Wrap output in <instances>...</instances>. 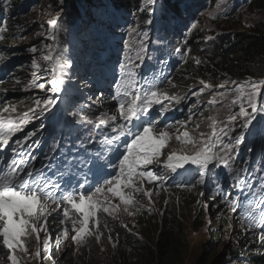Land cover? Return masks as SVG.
<instances>
[{"label": "snow or ice", "instance_id": "snow-or-ice-1", "mask_svg": "<svg viewBox=\"0 0 264 264\" xmlns=\"http://www.w3.org/2000/svg\"><path fill=\"white\" fill-rule=\"evenodd\" d=\"M181 4H184V0H177L173 14L169 15L167 0H164L163 4L160 0H140L139 10H147L153 16L159 12L163 28L166 23L180 17ZM4 31L5 29L0 27V39H5L2 35ZM61 31V15L57 12L47 21L45 38L52 43L39 49L30 48L33 54L30 88H38L42 92H50L51 95L34 98V106L17 117L10 114L16 111L14 107H4L0 110V255L7 256L4 264H20L17 253H23L25 256L29 254L26 244L33 236L36 240L33 258L47 260L51 252L54 229H58L55 232L57 247L59 238H67L69 231L74 233L71 235L74 244L82 245L93 235L96 241L100 242L101 235L93 231L98 230L101 224L98 214L104 213L116 219V213L120 209V205L112 203L109 194L119 198L127 215L134 216L145 207L138 199L141 193L143 197L148 198L151 205L152 197L163 188L165 176L158 171L159 168L184 177L182 183L185 186L192 180H195L192 187L210 184L215 178L214 169L228 170L234 183L239 185L241 193L247 190L251 195L258 184H264V176L249 178L242 175L244 170L237 167L234 160V156L238 155L236 149L248 135H259L264 139V80L248 79L237 82L224 79L216 85L217 91L208 99V105L222 104L228 100L230 94H234L227 104L226 117L219 121L209 117L212 130L206 138L204 133L200 134L201 139L190 138L187 131L177 135L176 139L183 147L179 152L172 150L166 159L161 161L162 150L167 146L170 139L169 129L173 125L164 123L160 118L166 114L173 101L181 98L169 95L162 90V84L149 81L147 75L139 71L147 59L143 39L140 40L138 50L133 52L130 49L126 59L118 62V71L113 69L110 84L114 91L111 93V99L115 102L112 107L118 116L104 114L107 121H111L112 135L109 136L106 130L101 132L103 139L98 142L102 148L96 149L97 141L89 139L88 143L93 145L92 150L81 141L75 152L68 149L63 156L57 158L55 153L59 151L60 143L54 140L49 148V153L52 154L46 153L37 167L33 145L38 147L39 144L32 138L37 135V131H43L44 126L38 130L27 131L15 141H12V138L22 132L33 119L60 123L63 118V125L69 129L70 136L74 118L78 115L67 103L65 108L61 109L57 99L62 92L65 97H70L76 90L75 85L69 86L62 79L66 75L65 70L72 65L64 61L56 49ZM136 32V28H132L128 34L131 36ZM144 36H147V33H144ZM125 47H128L127 42ZM174 51L180 54L182 49L176 47ZM37 52L40 53L38 58L35 56ZM183 55L187 56L188 50L183 51ZM193 59L197 65L201 64L200 59ZM40 61L45 64L42 66ZM49 72L51 84L46 88L44 82L38 83L37 80L46 79ZM167 83L172 84V81L167 80ZM199 83L203 87L192 93L194 96L212 89V85L204 80ZM164 101L168 103L164 104ZM155 105L163 106L155 109ZM237 108L238 110H235ZM67 116L73 119H67ZM191 120L190 116L188 121L176 123L186 127ZM107 121L102 120L101 124L104 125ZM195 127L199 128V124ZM237 128L240 129L239 132ZM6 148H10V156L4 155L3 150ZM249 151L253 149L250 148ZM151 165H156L157 169L150 168ZM233 173L235 175H232ZM145 181L154 185V188L145 190ZM214 191L212 199L222 191V187L217 184ZM199 194L203 197L205 192L201 191ZM228 196L229 208L235 214L240 202L231 199V193ZM261 200H264V197H261ZM200 203L198 200L197 204ZM52 204L55 207H50ZM130 207H134L135 211H131ZM255 209L247 221V228L253 235H257L259 243L264 245V203L256 204ZM146 210L152 211L151 207ZM204 210L207 212V204H204ZM230 219H235V215ZM69 221L71 230L67 226ZM243 223L241 221L242 226ZM104 226L107 227L106 222Z\"/></svg>", "mask_w": 264, "mask_h": 264}, {"label": "trees", "instance_id": "trees-1", "mask_svg": "<svg viewBox=\"0 0 264 264\" xmlns=\"http://www.w3.org/2000/svg\"><path fill=\"white\" fill-rule=\"evenodd\" d=\"M205 1L213 0H184V4L180 5L179 19L166 23L162 28L160 13L157 12L153 16L147 10L140 11V0H64L66 5H63L64 7L58 5L55 9L56 13L61 14V33L64 40V49H59V54L64 61H69V54L78 56L77 48L82 49L81 44L78 46L76 44H79L81 39L85 40L83 44H86L90 52L86 53V56L83 55V61L90 70H87L88 72L82 70L78 73L75 70L78 68L76 67L78 64L73 65L74 73H76L73 79H78V83L86 78V80L107 84L109 79L104 81L107 77L102 78L103 75L97 71L98 67L101 65L118 70V62L125 60L124 55L127 57L130 49L133 52L138 50L141 39L144 40V48H147L146 41L150 35L145 31L144 26L148 15H151L154 21L152 35L161 34L162 42L169 48L182 46V44H185L183 47L187 46L188 48V55L185 56L183 47H181L182 52L176 55L173 62V70L156 69L153 72L154 75H150L151 79L155 80L151 82L162 84V90L169 95L181 98L169 105L167 113H170L173 120L188 121L190 116L186 114L192 115V120L187 123L186 127L181 125L182 133L184 130L190 132L197 124H199L197 129H206L208 127L205 124L211 121L209 117L217 119L222 115L220 106L226 101L210 106L207 101L217 89L205 90L199 96L193 94L188 96L191 87H194L198 92V88L203 87L199 83L200 80H204L211 84L212 88H216V85L224 79L264 78V0H224L223 15L217 19H213V17L212 22L211 18H204L201 14V6H204ZM37 2L32 5V0L25 2L24 0H0V19L3 21L0 27L5 29L2 33L5 37L3 40L9 42V45H4V41L0 39V49H3L0 52V101L15 97V100H10V107L16 109L15 112H11L13 117L22 115L34 106V99L30 102L33 95L17 98L14 92L23 88L22 82L27 66L26 59L22 57L27 50L24 47V41L20 42V38H24L20 34L25 27L29 26L32 18L38 13L43 14L44 7L40 5L41 2L39 4ZM160 3L163 4L164 0H160ZM167 3L169 15H172L177 0H167ZM236 5L238 10L231 13ZM244 5L246 10H242ZM198 6L201 8L200 10L197 9ZM245 12L246 20H239L241 14ZM254 17L255 19H253ZM199 18L200 22L204 24L198 29L196 21ZM78 19L81 20L76 21ZM74 21L76 22L72 23ZM92 25L94 26L92 27ZM132 28H136L137 32L129 36V30ZM189 31L192 39L186 42L189 44H186L183 42V38ZM85 32H87V36L82 38ZM144 33H147V36H144ZM206 37H212V39H206ZM125 42L128 47L126 50L122 49L125 51L123 57L120 60H114L113 67L108 66L107 62L111 55L107 49L112 51L114 47L120 48L125 46ZM151 52L152 50L149 55ZM149 55H147L146 61L149 60ZM194 57L201 60L200 65L195 63ZM73 59L76 58L73 57ZM167 80L173 81V84H168ZM31 83L32 81H30V85ZM95 91H98L100 95L102 92L101 97L108 95L105 89L97 90L95 88ZM91 94L88 95L92 96ZM233 95L230 94L228 100H231ZM194 100H197V103H194ZM163 103L167 104L168 102L164 101ZM97 105L96 110H100L103 106L99 98ZM162 106L155 105L154 108L159 109ZM111 110L108 108L107 112L112 113ZM34 122L35 120L30 121L26 127L28 128ZM46 122L49 121L46 120ZM257 125L259 124L257 123ZM196 198L200 201L205 200L204 202L213 214L220 210L217 203H212L204 196L202 198L195 194L174 191V195L167 196V201L166 198L159 199V214L157 216L143 218L137 225L141 213L136 215L135 225L143 240L139 239L138 243L128 239L122 240L119 245L100 255L95 252V249H83L79 262H83L82 264H188V262L190 264H264V249L257 248L259 246L258 236L253 233L236 239L231 237L230 240L226 239L223 242L220 241L219 233H217L212 239L213 241L208 240L210 243L202 242L200 244L199 256L191 261L194 247L192 242L195 241L193 235L198 234L199 231L203 232L204 226H207V219L202 221L201 216L200 221L195 222V219L199 217L196 208L198 199ZM213 214L211 216L215 218V221L219 217L217 224L220 223L222 217H225ZM137 228L134 227V230ZM207 244L208 246H206ZM92 250L93 259H88L87 253H91ZM103 255L108 257L107 261L102 258ZM70 263L74 264V260L68 262V264Z\"/></svg>", "mask_w": 264, "mask_h": 264}, {"label": "rangeland", "instance_id": "rangeland-1", "mask_svg": "<svg viewBox=\"0 0 264 264\" xmlns=\"http://www.w3.org/2000/svg\"><path fill=\"white\" fill-rule=\"evenodd\" d=\"M27 1V0H24V2ZM38 1V2H37ZM233 1V0H231ZM230 1V2H231ZM37 2V4H39L41 2L40 5H42L44 7L43 9V14H40L38 13L34 18H32V21L31 23L29 24L28 27H25L23 30H22V37L24 38H20V42L21 41H24V47H26V50L27 52H25L23 54V58L26 59L27 61V66H26V73L23 77V88L21 90H17L14 92V94L17 96V98H21V97H24V96H28L29 94L33 95V98L31 99L30 102H32V100L36 97H45L46 95H51L50 92L48 93H45V92H42L41 90H39L38 88H30V81H32L31 79V74H32V71H33V68H32V57H33V54L30 52V48L32 47H36V48H43L45 44H51L52 42L47 40L45 37H46V33H47V21L52 18V14H55V9L58 7V5H65L64 3V0H32V5ZM229 2V3H230ZM246 4V3H245ZM225 5V2L224 0H213V1H210V2H207L205 1V4L204 6H201L202 7V11H201V14L203 15L204 18H211V22H212V18L213 19H217L219 17H221L223 15V7ZM31 6V5H30ZM29 6V8H30ZM190 7H193V6H190ZM197 9H201L200 6L197 7ZM29 10V9H28ZM238 10V6L236 5L231 13H234L235 11ZM242 10H246L245 8V5L242 7ZM247 12V11H246ZM246 12L241 14V16L239 17V20H242V21H245L246 20ZM91 14V12H89ZM249 13V12H248ZM61 15V14H60ZM258 17V16H256ZM255 19V17L253 18ZM94 20V19H93ZM152 20V16L151 15H148V20ZM2 20L0 21V26L2 25ZM149 24V28L148 29H151L153 30V27H152V23H148ZM196 24L198 25V29L201 27L202 24H204L203 22H200V19H197L196 21ZM86 30V29H85ZM194 30V29H193ZM87 36V32H85L83 35H82V38L86 37ZM189 39V37H188ZM187 39V40H188ZM186 40V41H187ZM185 41V42H186ZM83 43V41H81V44ZM63 44H64V40H63V36H62V33H60V42L58 45H56V49L58 50L59 52V49H64L63 48ZM77 46L80 45V44H76ZM81 49V48H80ZM29 50V51H28ZM82 51H84V53H80L78 51V56H73L71 54H69L70 56V60L67 61V63L71 64L72 66L77 64V63H80L78 64V68H76L77 72H81L82 70V67L83 66H87L88 65H85L84 61H83V56L82 54H85L86 56V53H89V49L86 50L85 52V49H84V46H82ZM81 54V56H79ZM40 55L39 52H37L35 54V56L38 58ZM76 58V59H73ZM41 65L43 66L45 64L44 61H40ZM49 68H51V66L49 65ZM86 67H84L83 69H87ZM106 71L108 72L109 74V69L108 67L105 68ZM69 73V72H68ZM75 74V73H74ZM72 77L71 73L69 74V78ZM104 77H107V75H103L102 78ZM69 78L67 77H62V79L65 81V83L67 85L68 84V80ZM243 79L245 80H248V79H251V80H254V81H258L257 79L255 78H248V77H243ZM259 80H264V78H260ZM38 83L40 82H44L45 85H46V88H49L50 87V84H51V73L49 72V74L47 75L46 79H39L37 80ZM76 82V81H75ZM70 86V85H69ZM202 87L198 88V89H201ZM216 88H212L210 90H214ZM61 101L63 102V106H66V103L69 105V106H72L73 105V102L68 99L69 97H65L64 94L60 95L59 96ZM58 97V98H59ZM233 97V96H232ZM57 98V99H58ZM71 98V97H70ZM96 98V97H95ZM94 98V99H95ZM28 100V98H26ZM59 100V99H58ZM8 100H4L3 101V104L6 103ZM193 103V102H192ZM194 103H197V100H194ZM230 103V100H227L226 103L222 104L220 106V111L222 112V115L217 118L216 120H223L227 113H228V107H227V104ZM59 105H60V108L62 109V106H61V103L59 102ZM4 106V105H3ZM4 107H9V104L8 105H5ZM235 110H238L235 109ZM9 114V113H7ZM36 120V122L32 123V125L30 127L32 128H41L42 125L44 126V130L43 131H39V133L37 134V136H41V142L43 141L44 139V135L45 133H47L49 130H50V126L49 125H46L45 121L44 120H37V119H34ZM257 120H259V117L257 118ZM38 121V122H37ZM258 123V122H257ZM208 128L206 129H197V135L194 137L195 139H201V136L200 134L201 133H204L205 134V138L208 134H210L211 130H212V121L210 122H207L205 124ZM257 127H259V125H257ZM60 130L58 129H55L53 128L51 133H50V137L48 138V140H46V145L45 146H48L50 141L51 140H57V133L59 132ZM240 129L237 128V132H239ZM182 133V131H177V135H180ZM257 137V138H255ZM248 136V142L245 144V148L242 152L240 146L236 149V153H238V155H235L234 156V159H238L239 161V164L237 165V167L241 168L244 170V172L242 173V175H246L248 176L249 178H256L258 176H264V148L262 149V145L264 144V139L261 138V136L257 135V136ZM17 138H20L19 137V134H16V136L14 137V140L17 139ZM258 139V140H257ZM178 140L176 139V142ZM40 142V143H41ZM180 142V141H178ZM170 145V143H169ZM175 146H170V148L168 149V147L166 146L164 148V151H163V154L161 156V160L163 159H166L167 157V154L169 152H171L172 150H177L179 152V150L183 147V146H180L178 144H174ZM254 149L253 151H249V149ZM248 156V157H247ZM248 158L245 160V158ZM252 158V160H251ZM239 159H242V160H239ZM248 160H251L250 163H248L249 161ZM243 162V163H241ZM154 169H157V166H155ZM158 171H160L161 173H163V168H159ZM227 173L228 170H223ZM262 173V174H261ZM263 184H258L257 187H261ZM127 191V190H125ZM159 195V194H158ZM259 196H264V190L261 191L260 193H258ZM109 196H111L109 194ZM157 195H154L153 197H156ZM115 198V197H114ZM164 198V197H162ZM117 201H119L120 205L122 206V210L119 211L116 216L117 218L116 219H112L113 222L112 223H109L108 225L109 226H112L113 228H116L115 225H117V219H118V215L119 213H122V216L124 217V223H127V222H131V223H136L135 221V217L136 215H139L141 213V216H140V219L138 220V223L140 220H142L143 218H148L149 215H148V212H147V207L146 205L144 204L142 198L139 196V201H140V204H143L145 207L144 209H142L139 213L135 214L134 216H129L127 215V213H125L123 211V205L121 204L119 198H115ZM167 199V198H166ZM193 199V198H192ZM198 199V198H196ZM199 200V199H198ZM197 200V201H198ZM205 201V200H204ZM204 201H201L200 204H197L196 205V208H197V215L199 217H197L195 219V222H199L200 221V216H201V220L203 221V219H207V226H204V230L203 232L199 231L198 234H195L193 235V238L195 237V241L192 242V244L194 245L192 251H193V255H192V258L190 259L191 261L193 259H195L196 257L199 256L200 254V244L202 242H205V243H210L208 242V240H212L214 237H215V234L219 233V239L221 242H223L224 240L226 239H229L232 237L233 239H236L237 237H241L243 236V233L242 231L240 230V228L237 226V221L236 219H230V217H232L233 215L231 213H227V215L225 214V217H222V220H220V225L217 224V221L219 219V217L216 219L215 221V218H213V216H211V213L212 211L210 212V210L208 209L207 212L204 210V204H206ZM138 206V205H137ZM130 210L131 211H135V208L134 207H130ZM213 214V213H212ZM101 215V213H99V216ZM208 215V216H207ZM215 215V214H213ZM98 216V217H99ZM215 216H218V215H215ZM207 217V218H206ZM104 218V217H103ZM224 218V219H223ZM214 220V221H213ZM105 222L107 223L108 220ZM69 224V229L71 228V224L70 222H68ZM112 224V225H111ZM105 223H101L100 224V227L98 230L96 229H93L94 232L98 233L101 235V239H100V242H97L95 238H87L86 239V242L88 244V247L90 249H94L95 248V252H96V249H98L100 252L102 253H105L107 251H110L111 249H113V245L112 244H115L116 242L117 243H120L122 241L121 239V236L117 235V230H113L111 231V235H108L106 233V231L108 232L107 230V227L104 226ZM114 225V226H113ZM219 225V226H217ZM229 225H231V227H229ZM58 231L57 229H54V235H55V232ZM42 235V233H41ZM57 241V238L56 236L54 237ZM111 238V239H109ZM213 241V240H212ZM62 242V238H59L58 240V245ZM56 244V247H57V242H55ZM54 244V245H55ZM66 246V244L64 245V247ZM76 246L78 245H74L73 246V253L71 254L70 258L74 260V264H82L83 262H79L80 260V255H81V252H78L76 253ZM208 246V244L206 245ZM64 247H62V250H60V254L62 256L59 257V261L62 263V264H68L69 261H73V260H67L68 259V256H69V249L66 250ZM56 248L54 247V249L52 250L51 255H54V253L56 254ZM93 250L91 251V253H87L88 255H90L91 259H93V254H92ZM28 255L25 256V261L27 264H39V260H37L36 258H33V253L30 251H28ZM80 253V255H79ZM18 257L20 258V255L18 254ZM103 259H105V261H107V256L106 255H103L102 256ZM7 260V259H6ZM5 260V261H6ZM81 261V260H80ZM54 263H56V257L54 258ZM21 264V262H20ZM22 264H23V261H22ZM71 264V263H70ZM188 264H190V262H188Z\"/></svg>", "mask_w": 264, "mask_h": 264}, {"label": "bare ground", "instance_id": "bare-ground-1", "mask_svg": "<svg viewBox=\"0 0 264 264\" xmlns=\"http://www.w3.org/2000/svg\"><path fill=\"white\" fill-rule=\"evenodd\" d=\"M176 2V1H175ZM66 5V4H65ZM64 7V6H63ZM57 9V8H56ZM190 10V9H189ZM188 10V11H189ZM184 11V10H183ZM121 12V11H120ZM185 12V11H184ZM183 12V13H184ZM198 12V11H197ZM183 13H182V15H183ZM83 15H84V11H83V13H82ZM187 14V13H186ZM123 15V14H122ZM194 16V15H193ZM118 17V16H117ZM120 17V16H119ZM195 18V17H194ZM201 18V17H200ZM199 18V19H200ZM179 19V18H178ZM186 19V18H185ZM192 19V18H191ZM79 20H81V19H78V20H76V21H79ZM76 21H74V22H72V23H75ZM190 21V20H189ZM118 22V21H117ZM188 22V21H187ZM71 23V24H72ZM123 25V24H122ZM94 25H92V27H93ZM102 26V25H101ZM118 27H119V25H118ZM187 30V29H186ZM185 37L183 38V42H185L187 39H188V37H189V39L187 40V41H189V40H191L192 39V36H190V34H186V35H184ZM119 37V36H118ZM120 38V37H119ZM180 39V38H179ZM3 40V39H2ZM4 41V40H3ZM105 41V40H104ZM186 41V42H187ZM185 42V43H186ZM121 43V42H120ZM4 45H9V42H5L4 41V43H3ZM85 44V43H84ZM186 44H189V43H186ZM103 45V47H105V45L104 44H102ZM183 45H185V44H182V46H173V47H171V48H167L166 50H162V51H160V52H157V53H155L154 52V50H152V52H151V54L148 56V59L149 60H147V61H145V63H144V66H143V68L142 69H139V71L141 72V74H146L147 75V78H150V75H154L153 74V72H155L156 71V69H159V68H165V69H167V70H173L174 68L172 67L174 64H173V62H174V60L176 59V55H177V53L174 51V49L176 48V47H183ZM120 46V45H119ZM122 49H124V50H126V47L125 46H122V47H120V48H116V47H114V50H112L111 51V49H107V51L109 52V54L111 55V58H110V60L107 62V65L108 66H111V67H113V65H114V60H116V59H121L122 57H123V54H124V52L125 51H123ZM77 50L80 52V53H84V51H82L81 49H78L77 48ZM3 51V49H0V52H2ZM84 54H82V56H83ZM68 60V59H67ZM88 70H90V68H88ZM179 72V71H178ZM180 73H182V72H180ZM173 78H175V77H173ZM177 78V77H176ZM175 78V79H176ZM171 80H172V78H171ZM170 80V81H171ZM106 82V81H105ZM173 82V81H172ZM108 84V83H107ZM173 84V83H172ZM192 89H190V91H189V93H188V96H189V94H192V91H193V93L194 92H196V90L194 89V87H191ZM62 94H64L63 92L60 94V95H62ZM92 95V94H91ZM108 96V95H107ZM59 99V102H61V100H60V97L58 98ZM2 101H4L5 99H1ZM107 110V109H106ZM168 112V111H167ZM166 112V114L163 116V117H161L160 119L164 122V123H167V124H170V125H173V127H171L170 129H169V132H170V139H169V141H168V143H167V147H168V149L170 148V146H175L174 144H178V145H180V146H183L182 144H181V142H176V136H177V131H181V125L180 124H177L176 123V121L175 120H173L172 119V116L170 115V113H167ZM111 113V112H110ZM157 115H158V113H156ZM186 115H189V116H191L192 117V115L191 114H186ZM32 121H34V119L32 120ZM38 122V121H37ZM193 125V124H192ZM194 126V125H193ZM185 131V130H184ZM183 131V132H184ZM189 133V136H190V138H194L196 135H197V128L196 127H193V129H191L190 130V132H188ZM169 143H170V145H169ZM52 144H53V142H52ZM100 148H102V146H98L96 149H100ZM105 151H107L106 150V148L104 149ZM162 151H164V149L162 150ZM45 154L46 153H48V151H43ZM48 154H52V153H48ZM248 157V156H247ZM245 158V160L246 159H248V158ZM163 160H165V159H163ZM163 160H161V161H163ZM251 160H252V158H251ZM251 160H248L249 162L251 161ZM155 166L156 165H151V166H149L150 168H155ZM264 166V165H263ZM160 172V171H159ZM214 172H215V178L214 179H212V181H211V183L210 184H208V185H205V186H201L200 188H198V189H194L189 183L187 184V186H185V184L182 186L181 184H183L182 183V181L184 180V177H182V176H176L175 174H172V173H168L167 171H165L164 169H163V174H164V176H165V180H164V186H163V188L159 191V195L157 194V196L156 197H152V201H153V203L151 204V205H149V203H148V198L147 197H143V194L141 193L139 196L142 198V200H143V202H144V204L146 205V207L147 208H149V207H151V209H152V211L151 212H149V211H147L148 212V215H149V217L148 218H150V217H153V216H157L158 214H159V208H158V201H159V199L161 200H163L164 198H167V196H172V195H174V191H182V193H187V194H195V195H198V196H200V192L201 191H204L205 192V195H204V197L205 198H208V200L209 201H212V203H217V206H219L220 207V210L217 212V213H214V214H216V215H218V216H225V214L227 215V213L229 214V213H231L232 215H235V219H236V221H237V226L240 228V230L242 231V233H243V235H247V234H251L252 233V231H250V230H248V228H247V224L245 225L244 223H243V226H242V224H241V221H243L244 222V219H243V217H242V215H240L239 213H238V211H237V213H233L231 210H230V208H229V205H228V199H229V196H228V194L229 193H231V199H233V200H235V196H234V191L236 190V188H235V186H234V184L231 182L230 184H226V183H221L220 181H219V178H220V174H218L217 172H218V170H215L214 169ZM262 174V173H261ZM219 185V186H221L222 187V191L218 194V195H216V198L215 199H212V195H215V187H216V185ZM181 185V186H180ZM210 186H212V187H214V190H210L209 191V187ZM144 188H145V190H148V189H152V188H154V185H152V184H148L147 183V181H145L144 182ZM261 188L264 190V184L261 186ZM164 189H167V191H165ZM189 189H191V190H189ZM139 196H138V198H139ZM162 197H164V198H162ZM201 197V196H200ZM109 198L112 200V203L113 204H116V205H120V203H119V201H117L114 197H111V196H109ZM203 198V197H202ZM101 199H103V196H101ZM239 199H240V202H241V204H244L245 203V193L243 192V193H239ZM166 201H167V199H166ZM167 204V203H166ZM237 208H238V205H237ZM122 210V206L120 205V209H119V211H121ZM118 211V212H119ZM117 212V213H118ZM116 213V214H117ZM225 213V214H224ZM212 214V213H211ZM73 215H75V213H73ZM104 217V218H103ZM99 218L101 219V223H105V220L107 221L108 220V222H107V230H108V232L106 231V233L108 234V235H111L110 233H111V231H113V230H117V235H119V236H121V239L122 240H130L131 242H134V243H138V241H139V239H142L143 240V238H142V235H140V233H139V230H138V228H137V226L135 225V223L133 224V223H131V222H127V223H124V217L122 216V213H119V215H118V219H117V225H115L116 226V228H113L112 226H109L108 224L109 223H112L113 222V218L111 217V216H108L107 214H104V213H101V215L99 216ZM220 220H222V218L220 219ZM218 221H219V219H218ZM70 222V221H69ZM70 224H71V222H70ZM220 224V223H219ZM137 225H139V223L137 224ZM68 227H69V224L67 225ZM114 226V225H113ZM100 227V226H99ZM134 227H136L137 228V230H134ZM58 230V229H57ZM69 230H71V228L69 229ZM94 231V230H93ZM259 230H257V232H258ZM74 233H72L71 231H69V236H68V238H70L71 239V235H73ZM88 238H91V237H88ZM64 238H62V240H63ZM35 240V237L33 236V238H32V241H34ZM57 242V241H56ZM258 243V245L259 246H257V248H262V249H264V245H261L260 243H259V241L257 242ZM31 244V242L28 240V242H27V245H30ZM69 244L70 245H77V244H74L71 240H70V242H69ZM118 245H119V243H117ZM54 247L57 249V247H56V244L55 245H53L52 246V248H51V252H52V250L54 249ZM260 251H262V250H260ZM79 255H80V253H79ZM238 256V255H237ZM87 257H88V259L89 258H91L90 257V255H87ZM262 258V257H261Z\"/></svg>", "mask_w": 264, "mask_h": 264}, {"label": "clouds", "instance_id": "clouds-1", "mask_svg": "<svg viewBox=\"0 0 264 264\" xmlns=\"http://www.w3.org/2000/svg\"><path fill=\"white\" fill-rule=\"evenodd\" d=\"M149 35H152V32H153V30H152V28L151 29H149V31H146ZM151 33V34H150ZM161 38V37H160ZM194 41H197V40H194ZM193 41V42H194ZM162 50H165L164 49V47L163 48H161V47H157V48H155V52L157 53V52H160V51H162ZM257 80H259V79H257ZM235 81H237V82H242V81H244V80H235ZM219 171V170H218ZM198 189V188H197ZM112 225V224H111ZM98 234V233H97ZM42 235H43V233H42ZM54 237H55V235H54ZM53 237V241H52V243H54L55 244V242H56V240H54L55 238ZM91 238H95V235H93V236H91ZM70 238H64L63 240H62V242L59 244V246L57 247V250H56V254L54 253V255H51V253H49L48 255H49V258L47 259V260H43V259H40L39 260V264H62L60 261H59V257L60 256H62L61 254H60V250H62V247H64V245L66 244V246L64 247L66 250H68L69 249V256H68V259L67 260H70L69 258H70V256H71V254L73 253V245H70L69 244V242H70ZM30 242H31V244L30 245H27V249H28V251H30L31 250V252L33 253H35V251H36V242L35 241H32V240H30ZM53 244V245H54ZM52 245V246H53ZM113 245V247H116L118 244H117V242L115 243V244H112ZM77 248H76V253H78V252H82V250L83 249H90L89 247H88V244H87V242H84L82 245H78V246H76ZM0 248H2V246L0 245ZM52 248V247H51ZM73 248V249H72ZM95 249V248H94ZM96 252H97V254L98 255H100L102 252H100L98 249H96ZM20 255V262H21V264H22V261H23V264H27L26 263V261H25V255L23 254V253H17V255ZM41 255L43 256L44 255V253H43V248H42V246H41ZM56 257V263H54V258ZM4 262H5V257H4V255H0V264H4ZM65 264V263H64Z\"/></svg>", "mask_w": 264, "mask_h": 264}, {"label": "water", "instance_id": "water-1", "mask_svg": "<svg viewBox=\"0 0 264 264\" xmlns=\"http://www.w3.org/2000/svg\"><path fill=\"white\" fill-rule=\"evenodd\" d=\"M98 216H99V214H98Z\"/></svg>", "mask_w": 264, "mask_h": 264}]
</instances>
